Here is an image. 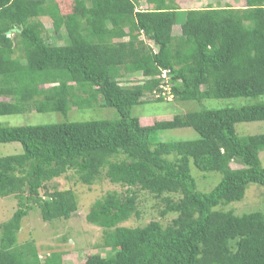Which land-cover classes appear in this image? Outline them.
Returning a JSON list of instances; mask_svg holds the SVG:
<instances>
[{
    "label": "trees",
    "instance_id": "16d2710c",
    "mask_svg": "<svg viewBox=\"0 0 264 264\" xmlns=\"http://www.w3.org/2000/svg\"><path fill=\"white\" fill-rule=\"evenodd\" d=\"M65 1L67 7L58 0H0V116L110 107L119 117L0 125V145L22 147L0 152V198L18 202L1 226L0 264H62L59 254L42 263L35 244L19 245L17 234L34 206L44 222L78 211L73 190L47 185L71 171L86 186L104 174L127 188L90 208L87 222L104 230L109 254L88 256L85 264H264V212L217 210L242 200L249 184L264 186V134L236 130L264 121V103L202 108L152 123L132 115L146 95L155 102H170L167 94L179 102L264 97V0L187 11L177 0H145L144 9L141 0ZM180 12L185 20L174 35ZM44 17L56 35L66 33V44L48 42ZM139 73L142 82L122 84ZM179 128L199 138L156 141V132ZM191 164L220 173L221 181L201 192ZM136 189L162 199V216L177 217L167 227L121 226L140 216Z\"/></svg>",
    "mask_w": 264,
    "mask_h": 264
},
{
    "label": "rangeland",
    "instance_id": "374dc122",
    "mask_svg": "<svg viewBox=\"0 0 264 264\" xmlns=\"http://www.w3.org/2000/svg\"><path fill=\"white\" fill-rule=\"evenodd\" d=\"M194 0H183L180 7L182 11L191 9L205 8V0L192 2ZM219 0H212V6L219 7ZM221 6L231 5L234 7H243V0H221ZM63 6L67 7L65 0H58ZM226 4V5H225ZM47 30L44 35L52 45L66 44L65 32L56 35L52 29V23L47 18H42ZM185 20L184 12L178 15V25L173 29L174 35L181 33V24ZM144 80L142 74L124 78L121 80L123 85L139 83ZM156 96L146 95L145 103L132 109V115L150 120H172L177 115H184L191 111H197L202 108L222 109L227 107H243L256 103H264V97L257 99L251 98H228V99H207L202 102L176 101L173 96L169 101L155 102ZM174 99V100H173ZM119 117L118 112L110 107L71 108L66 114L59 112H27L20 115L0 116V125L3 126H36L57 123L87 122L91 120H115ZM237 133L243 135L264 134V121L240 123L236 125ZM198 134L191 128H179L172 130H161L156 132L155 139L158 142H173L198 139ZM0 152L3 156H9L22 152L19 143H9L0 145ZM264 163V158L262 156ZM234 168L239 166L234 164ZM191 174L194 177L197 188L201 192H211L221 181L222 175L217 172H203L191 164ZM50 189L73 190L77 197L78 211L68 220L58 219L52 222H44L41 217L39 207L34 206L27 217L23 219L21 230L17 234L18 244L23 245L32 242L38 249L39 258L45 263V258L54 254L62 256V264H85L88 256L98 254L103 257L109 254L105 249L104 230L96 225L87 222L86 216L94 203L103 198L109 192L123 194L127 188L121 185L112 184L109 180L101 177L92 186H86L79 181V177L74 172L55 179L47 184ZM138 191V209L140 216L132 218L121 226L144 227L150 222L158 221L163 227L169 226L177 217V214L169 213L162 216L165 209V203L162 199L155 198L145 191ZM175 200L179 196L173 195ZM18 209V202L14 197L0 198V235L1 226L8 221ZM217 210L233 211L238 215L252 212H264V186L259 184H249L246 194L240 201L232 202L227 205L217 207ZM58 255V256H59Z\"/></svg>",
    "mask_w": 264,
    "mask_h": 264
},
{
    "label": "crops",
    "instance_id": "0c3cea01",
    "mask_svg": "<svg viewBox=\"0 0 264 264\" xmlns=\"http://www.w3.org/2000/svg\"><path fill=\"white\" fill-rule=\"evenodd\" d=\"M186 2L188 1V0H185ZM199 1H202V0H194V1H192V2H199ZM206 2H207V4H206V7L209 5V4H212V0H205ZM221 0H219V1H217V3H219V6H221ZM177 3H178V5H179V7H181L182 6V4H183V0H177ZM139 4H140V9H144V8H146L147 7V4L145 3V0H141L140 2H139ZM226 5V4H225ZM229 5V4H228ZM228 5H226V6H228ZM231 6V5H230ZM217 7V6H216ZM225 7V6H224ZM181 9V8H180ZM202 9V8H201ZM182 10V9H181ZM187 11V10H186Z\"/></svg>",
    "mask_w": 264,
    "mask_h": 264
},
{
    "label": "built area",
    "instance_id": "2783aa9c",
    "mask_svg": "<svg viewBox=\"0 0 264 264\" xmlns=\"http://www.w3.org/2000/svg\"><path fill=\"white\" fill-rule=\"evenodd\" d=\"M161 77L164 78V79H166V80L168 81V80H169L168 72H167V71H163ZM165 90H166L167 92H170V89H169L168 87H165ZM166 97L169 99L170 94H167Z\"/></svg>",
    "mask_w": 264,
    "mask_h": 264
},
{
    "label": "water",
    "instance_id": "95a60500",
    "mask_svg": "<svg viewBox=\"0 0 264 264\" xmlns=\"http://www.w3.org/2000/svg\"><path fill=\"white\" fill-rule=\"evenodd\" d=\"M15 31H18V29H13L11 31L8 32V35H11L12 33H14Z\"/></svg>",
    "mask_w": 264,
    "mask_h": 264
}]
</instances>
